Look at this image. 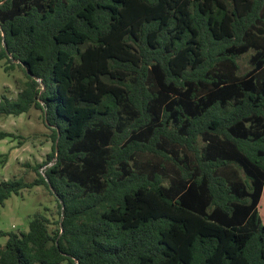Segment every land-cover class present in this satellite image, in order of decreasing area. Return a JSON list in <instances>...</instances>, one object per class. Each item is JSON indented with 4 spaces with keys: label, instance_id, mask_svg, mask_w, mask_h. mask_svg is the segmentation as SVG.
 I'll return each mask as SVG.
<instances>
[{
    "label": "trees",
    "instance_id": "obj_1",
    "mask_svg": "<svg viewBox=\"0 0 264 264\" xmlns=\"http://www.w3.org/2000/svg\"><path fill=\"white\" fill-rule=\"evenodd\" d=\"M0 45L27 77L0 115L53 139L0 212L37 185L59 206L0 264H264V0H0Z\"/></svg>",
    "mask_w": 264,
    "mask_h": 264
},
{
    "label": "rangeland",
    "instance_id": "obj_2",
    "mask_svg": "<svg viewBox=\"0 0 264 264\" xmlns=\"http://www.w3.org/2000/svg\"><path fill=\"white\" fill-rule=\"evenodd\" d=\"M1 46V45H0ZM246 60H243L245 64ZM27 80L24 69L16 65L6 71L5 61H0V99L16 98ZM12 132L16 137L0 140V181L23 178L31 182L37 177L33 166L43 163L52 152V129L47 125L40 109L32 108L22 115H0V132ZM2 160H6L5 163ZM46 166L40 168L43 172ZM264 222V192L259 205ZM45 212L53 222L59 219V206L55 196L44 185L25 188L6 200L0 212V245L7 236L4 232L28 230L33 215Z\"/></svg>",
    "mask_w": 264,
    "mask_h": 264
},
{
    "label": "water",
    "instance_id": "obj_3",
    "mask_svg": "<svg viewBox=\"0 0 264 264\" xmlns=\"http://www.w3.org/2000/svg\"><path fill=\"white\" fill-rule=\"evenodd\" d=\"M29 74H32L31 72H29Z\"/></svg>",
    "mask_w": 264,
    "mask_h": 264
}]
</instances>
